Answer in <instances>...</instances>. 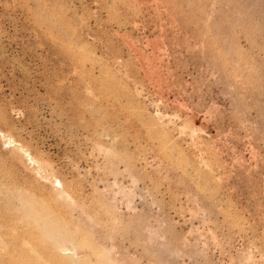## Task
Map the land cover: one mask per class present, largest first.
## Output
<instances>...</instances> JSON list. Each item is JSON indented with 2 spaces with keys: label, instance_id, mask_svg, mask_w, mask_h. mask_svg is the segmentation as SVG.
<instances>
[{
  "label": "rangeland",
  "instance_id": "rangeland-1",
  "mask_svg": "<svg viewBox=\"0 0 264 264\" xmlns=\"http://www.w3.org/2000/svg\"><path fill=\"white\" fill-rule=\"evenodd\" d=\"M102 263L264 264V0H0V264Z\"/></svg>",
  "mask_w": 264,
  "mask_h": 264
},
{
  "label": "bare ground",
  "instance_id": "bare-ground-1",
  "mask_svg": "<svg viewBox=\"0 0 264 264\" xmlns=\"http://www.w3.org/2000/svg\"><path fill=\"white\" fill-rule=\"evenodd\" d=\"M58 181H59V180H57V182H58ZM59 182H60V181H59ZM27 203H28V202H27ZM31 206H32V204H31ZM31 208H33V207H31ZM41 223H43V222H41ZM47 223H48V222H47ZM44 226H46V225H44ZM46 227H47V226H46ZM52 237H53V236H52ZM65 242H66V241H65ZM66 243H67V242H66ZM66 243H65V244H66ZM63 245H64V244H63ZM74 245H75V244H74ZM66 248H67V247H66ZM73 248H74V247H73ZM73 248H72V249H73ZM65 250H66V249H65ZM109 261H111V260H109ZM109 261H108V262H109ZM102 264H103V263H102Z\"/></svg>",
  "mask_w": 264,
  "mask_h": 264
}]
</instances>
